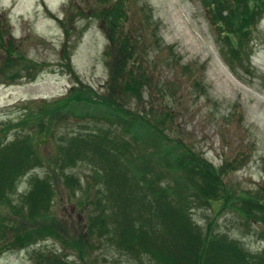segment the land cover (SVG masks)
<instances>
[{
	"label": "rangeland",
	"instance_id": "374dc122",
	"mask_svg": "<svg viewBox=\"0 0 264 264\" xmlns=\"http://www.w3.org/2000/svg\"><path fill=\"white\" fill-rule=\"evenodd\" d=\"M114 3L119 18L105 24L99 9ZM242 7L239 0L238 11ZM244 15L250 34L238 44L241 64L235 56L229 62L230 52L221 48L228 43L204 0H0V146L27 137L25 148L35 158L24 173L0 185V224L9 226L6 235L0 230V264H158L147 254L115 249L95 226L89 231V224L100 222L94 212L101 203L99 173L92 164L77 159L65 165L63 174L71 178L63 179L60 135L94 128L103 118L90 117L88 108L79 115L71 103L61 118L48 115L54 98L77 82L104 91L107 29L131 39L137 35L128 65L147 78L133 82L138 96L123 92L124 105L161 127L169 138L162 145L170 152H199L218 168L229 192L230 187L240 196L257 191L264 200V11ZM115 132L119 146L129 138L124 129ZM153 137L146 130L122 146L123 156L133 162L136 155L138 171L167 181L200 231L223 232L247 252H259L263 225L243 218L238 199L235 206L223 205L203 199L187 184H173L179 170L162 147L154 149ZM39 177L49 180V204L27 220L21 196ZM20 226L29 229L28 242L14 240Z\"/></svg>",
	"mask_w": 264,
	"mask_h": 264
},
{
	"label": "trees",
	"instance_id": "16d2710c",
	"mask_svg": "<svg viewBox=\"0 0 264 264\" xmlns=\"http://www.w3.org/2000/svg\"><path fill=\"white\" fill-rule=\"evenodd\" d=\"M240 1L243 7L238 11L239 0H204L212 24L225 44L226 41L228 43L225 48H221L230 52L229 62L232 63L235 56L243 64L239 58L243 51H239L238 44L241 38L250 34L244 12L250 11L254 15L263 12L264 0ZM221 5H224L222 9L219 8ZM220 12L224 14L220 15ZM118 14L117 3L109 8L102 6L98 12V15H104L105 24L113 25L119 18ZM105 31L109 42L103 53L107 58L109 74L104 91L99 93L77 82L64 95L54 98L48 111V115L55 112L61 118L63 113L68 112L71 103V110L75 109L79 115L88 108L92 112L90 117L103 118L104 123L99 120V124L93 125L94 128L76 130L59 138L62 174L64 166L77 159L86 160L99 173L100 187L96 198L101 203L97 204L94 213L100 222L89 224V231H92L91 226H95L98 236L102 235L115 249L147 254L158 264H264V247L259 252L250 253L239 241L223 232H210L211 229L200 231L188 211H182L167 181L163 182L158 176L155 179L147 171H138L134 162L136 155L133 162L123 156L129 144L138 141L146 130H151L154 133L151 139L154 149L160 150L162 147L166 153L163 156L167 158L171 155L173 166L179 170L173 184H187L203 199H218L223 205L235 206L234 200L238 199V212L243 218L264 227V200L259 198L257 191L240 196L233 193L230 187L229 192L218 168L215 169L199 152H170L167 146L162 145V141H168L169 138L161 127L155 122L148 124L146 116L124 105L126 92L131 91L135 96L139 94L133 82L137 79L139 83H144L147 79L128 65L129 58L135 56L133 49L137 35L131 39L129 35L114 34L112 29ZM116 129L119 132L124 129L129 135L120 146L116 140ZM28 139L17 138L0 146V185L8 177L12 179L20 175L34 164V156L24 145ZM70 178L71 174H63V179L68 183ZM75 183L79 185L77 180ZM50 193L48 179L39 177L33 180L30 190L21 196L27 205L21 214L22 218L34 220L39 211L46 212ZM230 194H233L231 200ZM142 201L146 204H141ZM39 207L41 210H38ZM89 218L93 219L92 214ZM0 227L5 235L8 234L9 226H6L5 221H1ZM19 229L14 231V240H31L28 228L20 226ZM261 234L264 236L263 229ZM90 264L99 263L93 261ZM104 264L121 263L114 260Z\"/></svg>",
	"mask_w": 264,
	"mask_h": 264
}]
</instances>
